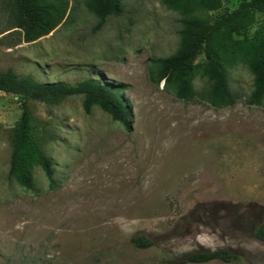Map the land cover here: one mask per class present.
Listing matches in <instances>:
<instances>
[{"label": "rangeland", "instance_id": "1", "mask_svg": "<svg viewBox=\"0 0 264 264\" xmlns=\"http://www.w3.org/2000/svg\"><path fill=\"white\" fill-rule=\"evenodd\" d=\"M238 2L223 0V9ZM13 3L0 0V71L115 83L131 116L127 128L98 106L86 112L81 94L57 104L31 100L54 171L50 180L34 166L26 188L8 175L21 104L0 91V264H162L225 247L242 254L240 264H264V243L250 231L264 220V101L246 103L247 66L228 69L234 104L212 106L201 72L192 98L182 100L150 79L151 59L179 43L181 15L161 0H124L99 28L83 0H70L63 21L33 41L14 27ZM263 21L258 12L249 32ZM138 234L152 245L134 246Z\"/></svg>", "mask_w": 264, "mask_h": 264}, {"label": "trees", "instance_id": "2", "mask_svg": "<svg viewBox=\"0 0 264 264\" xmlns=\"http://www.w3.org/2000/svg\"><path fill=\"white\" fill-rule=\"evenodd\" d=\"M85 7L98 19L101 27L110 15L123 11L124 0H83ZM168 8L179 11L181 28L175 51L165 57L152 58L150 79L163 82V87L177 98L188 100L194 94L192 80L201 72L209 87L206 98L214 107L236 102L231 91L228 69L237 62L247 66L253 76V90L246 98L250 105L264 101V21L252 33L249 29L264 12V0H239L236 7L223 9V0H161ZM70 0H14V27L24 31V40L33 41L52 31L67 15ZM203 54L202 62H195ZM0 91L16 95L21 104L18 123L10 131L11 155L8 175L18 184L33 186L32 170L40 166L52 179L53 164L44 152L41 139L35 134L30 101L57 104L68 96L83 95V109L89 112L98 106L114 120L130 127L131 105L121 95V87L99 78H86L74 84L66 81H38L8 68L0 71ZM264 243V220L250 228ZM136 247H149V237L138 234L130 238ZM219 260L240 264L242 254L233 248H199L162 264H186Z\"/></svg>", "mask_w": 264, "mask_h": 264}]
</instances>
